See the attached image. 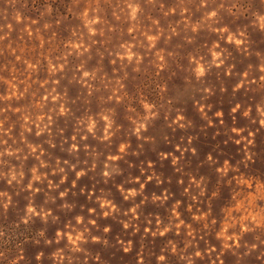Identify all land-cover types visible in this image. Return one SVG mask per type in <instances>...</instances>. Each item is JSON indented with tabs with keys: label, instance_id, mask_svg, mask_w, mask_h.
Here are the masks:
<instances>
[{
	"label": "rangeland",
	"instance_id": "obj_1",
	"mask_svg": "<svg viewBox=\"0 0 264 264\" xmlns=\"http://www.w3.org/2000/svg\"><path fill=\"white\" fill-rule=\"evenodd\" d=\"M0 264H264V0H0Z\"/></svg>",
	"mask_w": 264,
	"mask_h": 264
}]
</instances>
